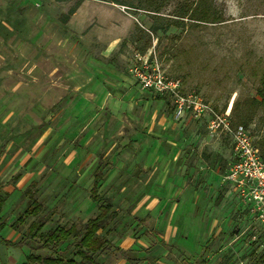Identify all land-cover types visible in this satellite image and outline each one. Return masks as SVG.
Returning <instances> with one entry per match:
<instances>
[{"label":"rangeland","instance_id":"rangeland-1","mask_svg":"<svg viewBox=\"0 0 264 264\" xmlns=\"http://www.w3.org/2000/svg\"><path fill=\"white\" fill-rule=\"evenodd\" d=\"M120 2L0 0V264L31 252L2 239L37 247L57 227L74 231L34 253L87 264L73 239L99 201L101 264H264V208L226 178L239 125L264 163V0ZM145 62L187 106L140 84Z\"/></svg>","mask_w":264,"mask_h":264},{"label":"trees","instance_id":"trees-1","mask_svg":"<svg viewBox=\"0 0 264 264\" xmlns=\"http://www.w3.org/2000/svg\"><path fill=\"white\" fill-rule=\"evenodd\" d=\"M117 3H121L120 0H112ZM168 0H140L141 3L146 2V7L149 10L158 12L163 5ZM73 9L70 10L72 12ZM193 16L195 14H192ZM194 19L197 20H204L205 18L202 17H195ZM264 79V78H263ZM258 94L264 99V80L262 86L258 89ZM104 174V168L100 165L96 172L94 173V179L93 184L91 188V195L92 198L95 201H98V182L102 178ZM35 182H32L28 188L25 190L26 193L31 191V187L34 185ZM1 185H0V210L4 203L5 196L1 192ZM33 196L32 194H30ZM111 204L107 201H99V213L95 215L94 217L88 218L81 230L80 233L76 234L73 239L74 247L76 248V253L80 255L85 261H87L89 264H101L96 261L95 254L99 251H104L108 248V245L103 242V240L98 235L97 231L100 228L102 220L105 218L106 212H108L111 209ZM42 205L41 203L36 200L35 198H32L30 205L25 210L23 216L21 217L22 220H25L28 217L31 216H38L39 211L41 210ZM45 224V220L42 218H39L37 221L31 222L27 230L30 233H37L42 229V227ZM5 226L4 222L1 220L0 217V229H2ZM74 231L73 227H70L68 229L64 227H57L55 228L44 240L42 244H39V246L34 247L25 240L24 238L19 239L17 241L9 240V239H2V243L9 247L14 248H23L29 247L30 251L25 258V261H23L20 264H78V262L73 259H64L61 256L55 255L53 251L50 252V254L46 255H40L34 253L35 248H47L49 250H55L59 244L66 240ZM87 263V264H88Z\"/></svg>","mask_w":264,"mask_h":264},{"label":"built area","instance_id":"built-area-1","mask_svg":"<svg viewBox=\"0 0 264 264\" xmlns=\"http://www.w3.org/2000/svg\"><path fill=\"white\" fill-rule=\"evenodd\" d=\"M133 71L144 88L161 94L173 95L179 110L187 106L185 101L189 100L179 94L178 80L165 77L158 68L147 62L143 63L141 67L133 66ZM222 122V119L215 120L213 125L219 127ZM231 135L233 160L226 178L246 185L251 198L257 203L260 202L264 208V163L258 149L254 146L247 128L239 125L231 130Z\"/></svg>","mask_w":264,"mask_h":264},{"label":"crops","instance_id":"crops-1","mask_svg":"<svg viewBox=\"0 0 264 264\" xmlns=\"http://www.w3.org/2000/svg\"><path fill=\"white\" fill-rule=\"evenodd\" d=\"M100 165H101V164H99L98 167H99ZM101 166L103 167V165H101ZM98 167H97V169H98ZM95 172H96V171H95ZM103 176H104V174H103ZM103 176H102V177H103ZM93 179H94V175H93ZM99 181H100V180H99ZM98 183H99V182H98ZM92 184H93V182H92ZM91 188H92V187H91ZM90 197H91L92 200H94V199L92 198V195H91V194H90Z\"/></svg>","mask_w":264,"mask_h":264}]
</instances>
